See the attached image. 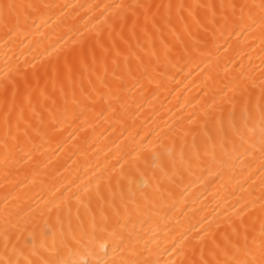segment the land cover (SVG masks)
<instances>
[{
    "label": "bare ground",
    "instance_id": "obj_1",
    "mask_svg": "<svg viewBox=\"0 0 264 264\" xmlns=\"http://www.w3.org/2000/svg\"><path fill=\"white\" fill-rule=\"evenodd\" d=\"M23 2L50 7L34 14L7 44L0 32V77L6 71L7 60L9 66L18 64L29 73L38 72L39 88L47 82L49 93L53 66L63 65L66 55L72 59L71 53L78 54L82 41L87 46L100 32V38L111 43L108 37L112 32L116 43L125 47L116 35L121 26L127 35L135 19L133 11L139 14L140 24L144 21V10L129 6L153 5L152 13L157 12L156 5L173 7L172 26L157 32L154 43L145 41L142 35L139 44L131 40L133 55L129 65L135 78L125 75L119 101L98 78L105 75L103 67L91 76L85 72L83 83L77 74L75 89L69 85L66 97L59 92L58 84L55 118L46 115L42 125L33 121V127L28 129L31 142L24 149L30 156L18 152L17 162L10 163L7 169L2 163L0 119V212L7 198L13 223L19 221L24 227L22 233L15 229L10 233L9 250L16 245L19 253L14 258H47L54 243L60 257L81 264L129 256L130 250L114 256L111 246L107 255L100 248L101 244L111 245L109 233L115 229L154 264H170L173 260L179 264L183 257L177 253L182 247L189 246L210 225L216 230L220 224L221 234L227 231L226 218L235 219L234 210L246 202L256 200L257 207L245 217V222L251 223L258 216V129L251 142L255 147L249 152L242 148L234 152L232 143H228L225 154L217 131L219 125L212 121L206 124L204 112L210 110L214 100L219 101L222 91H227L226 85H233L240 65L245 71H253L259 85L260 57L264 54L260 29L221 28L212 23L211 13L205 8L193 9L202 21L198 26L187 10L179 13L176 6L258 4L260 0ZM159 13L167 16L169 10L162 7ZM180 15L186 19L181 20ZM121 16H126V22ZM165 45L171 49L167 56ZM120 64L118 73L123 70V57ZM114 67L110 61L106 78L113 87L119 83L112 79ZM32 85L37 87L35 80ZM254 92L253 102L259 96V88ZM229 108L225 106V128ZM236 122H240L239 111ZM235 143L239 145L238 138ZM98 184L108 197V204L114 205H104L105 214L110 217L108 230L97 229L91 245H78L72 237L79 238L82 228L91 231L93 215L100 219L101 205L94 195ZM85 188L92 194L91 203ZM117 210L119 215L115 214ZM255 227L259 229L258 219ZM62 241H67V246ZM4 245L0 215V255Z\"/></svg>",
    "mask_w": 264,
    "mask_h": 264
},
{
    "label": "snow or ice",
    "instance_id": "obj_2",
    "mask_svg": "<svg viewBox=\"0 0 264 264\" xmlns=\"http://www.w3.org/2000/svg\"><path fill=\"white\" fill-rule=\"evenodd\" d=\"M49 5H40L32 2H23V0H0V32L6 38L5 43H8L12 37L19 34L22 28L28 25V21L32 16L38 13L42 8H48ZM124 7V6H117ZM133 9H143L144 21L139 22V14L135 11L132 15L135 19L132 22L130 32L125 35L124 26L120 28V32L116 33L121 43L125 46L121 48L113 38L112 32L109 33L108 43L100 38V32L92 39L91 44L86 45V41L81 42V48L78 54L71 53L72 59L68 55L65 56L63 65H55L52 68L50 82L52 84V92L47 90V82L44 88H39L40 76L38 72H28L26 68H21L20 65L9 66L5 61L6 71L0 77V119H2L3 136L2 148L3 158L2 163L5 169L9 164L16 161L18 152L24 156H30L29 152L24 149L31 142V137L28 135V129L33 127V121L38 120L42 125L45 117L50 116L55 118V108L57 100L54 98L59 84V92L67 96V87L70 85L73 90L76 85V77L79 74L81 83L83 76L88 72L89 76L93 73H98L101 67L104 68V77H99L102 83L109 89V94L114 95V98L119 101L118 95L120 87L125 78H135V72L129 65V60L133 55V46L131 40L135 39L139 44L141 35L145 41L152 40L157 32L162 31L164 27L172 26L171 9L172 5H156L157 12L152 13L153 5H135L129 6ZM167 8L169 13L167 16H161L160 8ZM179 13L187 10L188 16L191 17L193 23L198 26L202 25V21L194 14L193 9L205 8L211 13L212 23L219 24L221 28H239L241 31H246L253 27L260 29L261 44L264 45V0H260L258 4L252 3H221L217 5H177ZM218 10V11H217ZM219 12V19L217 15ZM159 17V18H158ZM181 20L186 19L180 15ZM126 22V16H121ZM139 29V32L137 31ZM165 47V55L171 53V49L167 45ZM264 53V48L261 49ZM123 57V70L117 72L121 68L120 60ZM90 58V59H89ZM261 65L259 73V85H257V77L251 69L245 71L244 66L240 65V71L233 77V85H226L227 91H222L219 101L214 100L210 105V110L204 112L205 123L212 121L219 125L217 129L221 136V148L227 154L226 146L232 143L233 151H238L240 148L244 152H249L255 147V143H251L259 132V152L260 166L257 169L260 174V191L259 214L251 220V223L245 222V217L254 212L257 207L256 200L246 202L241 207L234 210L232 217L226 218L227 231L219 233L220 224H217L216 230H213L211 225L205 229L202 234H198L194 238V242H189V246L182 247L177 253L183 259L179 264H264V54L261 55ZM115 66L112 71V79L114 82H119L113 85L106 83L109 62ZM140 66L143 67V60H140ZM35 69V65L32 66ZM48 75L45 70V76ZM35 80L37 87L33 88L32 81ZM259 88V96L254 101L256 88ZM231 93V95H229ZM49 101L51 102L49 104ZM228 105V127L225 128L224 113L225 106ZM239 111L240 122H236L237 112ZM23 127L24 131L21 132ZM159 135V134H157ZM239 139V145L235 143V139ZM247 145V147H245ZM7 171L5 178H7ZM111 179V178H110ZM120 180L117 179V185ZM110 187V184H109ZM85 193L89 194V203H91L92 194L89 189L85 188ZM95 199L101 205L100 219L93 215L90 220V228H82L81 235L77 238L75 235L72 239L78 245L89 246L96 238L97 229L107 231L110 217L105 214L104 205L109 208L114 207L108 204V197L101 191L99 184L95 189ZM147 199V197H145ZM119 215V212L115 213ZM4 223V253L0 255V264H81L80 261L64 259L60 257L59 250L55 247V243L50 251L49 257H41L35 261L25 257L20 260L16 245H12L11 250L8 247L10 233L13 229L23 232L24 227L19 221L13 223V212L9 209L7 198H5V207L0 212ZM79 218V217H78ZM259 220V229L255 227L256 220ZM112 238L111 245L101 244L100 248L107 255L109 246L115 255L130 250L129 256L120 255L118 259L101 260L97 264H154L147 257H143V251H137L130 246V241L126 240L125 236L113 229L109 233ZM19 239V237H17ZM62 244L67 246V241H62ZM150 251V250H149ZM32 254H35L33 247ZM143 257V258H141ZM83 264H89L84 261ZM170 264H178L177 261H170Z\"/></svg>",
    "mask_w": 264,
    "mask_h": 264
}]
</instances>
